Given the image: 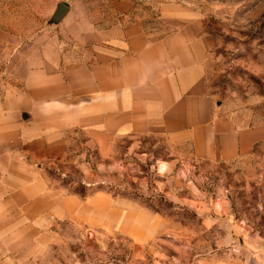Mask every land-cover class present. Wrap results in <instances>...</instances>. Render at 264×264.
Returning <instances> with one entry per match:
<instances>
[{
  "label": "rangeland",
  "instance_id": "obj_1",
  "mask_svg": "<svg viewBox=\"0 0 264 264\" xmlns=\"http://www.w3.org/2000/svg\"><path fill=\"white\" fill-rule=\"evenodd\" d=\"M59 2L71 10L50 25ZM137 21L152 39L182 28L203 37L204 92L216 116L264 123V0H0V70L40 34L68 41L87 25ZM35 140L30 163L51 188L81 199L108 193L118 210L155 217L157 231L136 240L80 220L37 227V213L0 204V264H264V142L227 161L198 157L191 139L160 131L102 139L72 129Z\"/></svg>",
  "mask_w": 264,
  "mask_h": 264
},
{
  "label": "crops",
  "instance_id": "obj_2",
  "mask_svg": "<svg viewBox=\"0 0 264 264\" xmlns=\"http://www.w3.org/2000/svg\"><path fill=\"white\" fill-rule=\"evenodd\" d=\"M86 28L68 41L40 34L37 46L22 44L0 70V204H19L15 210L25 216L37 213V227L80 220L148 240L158 220L146 212L118 210L108 193L81 199L51 188L30 163L37 158L30 155L33 140L72 129L102 139L160 131L191 139L198 157L229 161L264 142V123L242 127L216 116L215 101L204 92L203 37L182 28L152 39L138 21Z\"/></svg>",
  "mask_w": 264,
  "mask_h": 264
},
{
  "label": "water",
  "instance_id": "obj_3",
  "mask_svg": "<svg viewBox=\"0 0 264 264\" xmlns=\"http://www.w3.org/2000/svg\"><path fill=\"white\" fill-rule=\"evenodd\" d=\"M71 8L68 4L59 2L57 4V7L51 17V20L49 21L50 25L51 24H59L63 19L67 17L69 14Z\"/></svg>",
  "mask_w": 264,
  "mask_h": 264
}]
</instances>
